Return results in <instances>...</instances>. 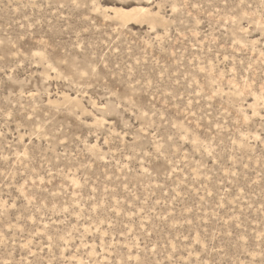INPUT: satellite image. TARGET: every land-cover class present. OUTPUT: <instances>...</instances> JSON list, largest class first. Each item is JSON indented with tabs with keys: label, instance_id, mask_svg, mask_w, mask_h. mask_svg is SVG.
<instances>
[{
	"label": "rangeland",
	"instance_id": "374dc122",
	"mask_svg": "<svg viewBox=\"0 0 264 264\" xmlns=\"http://www.w3.org/2000/svg\"><path fill=\"white\" fill-rule=\"evenodd\" d=\"M0 264H264V0H0Z\"/></svg>",
	"mask_w": 264,
	"mask_h": 264
},
{
	"label": "bare ground",
	"instance_id": "6f19581e",
	"mask_svg": "<svg viewBox=\"0 0 264 264\" xmlns=\"http://www.w3.org/2000/svg\"><path fill=\"white\" fill-rule=\"evenodd\" d=\"M143 12L144 11H142V10H140V9H137V10H135V16H143L142 14H143ZM125 15H127V14H125Z\"/></svg>",
	"mask_w": 264,
	"mask_h": 264
}]
</instances>
